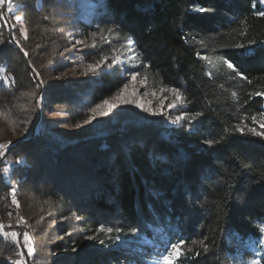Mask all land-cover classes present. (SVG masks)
<instances>
[{"label":"trees","instance_id":"1","mask_svg":"<svg viewBox=\"0 0 264 264\" xmlns=\"http://www.w3.org/2000/svg\"><path fill=\"white\" fill-rule=\"evenodd\" d=\"M60 1L24 0L30 12L25 25L32 31L19 41L28 57L11 42L17 28L0 20V144L8 145L0 158V205L30 189L67 220L55 227L46 264H156L169 235L173 242L186 241L174 264L253 261L246 242L258 245L264 224V138L250 131L264 133L252 123L256 115L260 125L264 96L249 97L264 93L259 0H94L95 13L89 21L77 20L72 35ZM107 38L116 47L134 39L135 59L113 62ZM77 39L83 44L73 51ZM102 56L109 61L98 68ZM137 68L144 90L169 95L166 89L176 87L180 108L202 115L182 126L128 121L109 127L101 139L64 133L67 141L48 137L47 143L45 133L41 139L30 131V111L22 106L30 103V88L39 92V79L47 102L65 108V121L76 127L90 118L91 108L113 99ZM33 112L34 126V103ZM220 136L225 140L211 148L204 142ZM4 212L0 207L2 219ZM102 223L120 226L126 243L118 248L97 233ZM204 237L207 256L199 244Z\"/></svg>","mask_w":264,"mask_h":264},{"label":"rangeland","instance_id":"2","mask_svg":"<svg viewBox=\"0 0 264 264\" xmlns=\"http://www.w3.org/2000/svg\"><path fill=\"white\" fill-rule=\"evenodd\" d=\"M21 1L22 3L15 5L12 3V0H6L4 5H0V14L6 17L5 21L9 26H12L13 29L17 28V31L12 35L19 37L18 40H25V37L20 34L19 29L24 28L27 36L32 30L28 29L25 25V21L27 19L30 21V12H28L29 9L26 10L24 8V0ZM60 2H62L63 5L60 11L65 14V17L63 16L62 21H69L72 24L71 26H67V31L70 32L71 35L75 31L74 24L76 21H89L92 14L95 13V8L98 4L94 0H63ZM9 4L12 8L11 13L8 11ZM258 4L262 9H264V4H261L259 1ZM17 15L22 18L19 22L15 19ZM4 30V27L0 25V40H4ZM71 49L75 51L78 49V47L74 49L72 46ZM62 53L58 52V57ZM68 73L69 72H65L64 75L66 76ZM38 81L40 87L39 92L36 93L35 90L33 91L31 88L28 90V92H26L27 94L32 93L33 95H28L30 103L22 106V110L24 109L26 111H30V131L33 130L36 137L41 139L42 133H45L46 139L44 140L47 143L50 141L48 137H54L55 139L53 140L55 141H67L66 139H63L64 133L69 135L70 133L77 134L79 132L83 138L101 139L106 136V133L109 131V127L114 125H119L120 127L121 123L124 124L128 121H133L134 123L135 121L138 123H146L148 121L154 122L158 120L163 124L164 127H166L171 124V119H174L171 118V115L177 109H168L167 104L176 103L179 105L178 100L173 94L165 95L161 93L148 92L144 90L139 83H137L134 86L130 85L128 92L131 93L133 91V87L138 89L134 98L137 100V102L143 104L144 107L151 108L153 111H156V115H152L137 109L134 105L121 104L117 99L115 101L117 105L116 108L109 112L108 115L103 117L97 115L95 118H89L88 120H90V122L88 124L83 122L78 124L76 127H72L65 121L66 109L60 106L57 107L53 103H48L47 98H45L44 89L40 79ZM109 102H113V99L109 100ZM33 103L36 104L37 110V121L34 126L32 125V121L34 119ZM169 113H171V115H169ZM90 115V117L93 116L91 111ZM61 121L64 123H61ZM256 125L259 127V129H262L259 124L256 123ZM8 166H13V163H10V165L8 164ZM4 173L5 172L3 171V175H5ZM4 177L8 179L6 176ZM29 191L30 189L27 190L22 188L19 190V193L17 194L18 196L15 197V195L10 194L11 198L9 199V202H3L2 204L4 205H0L3 211L5 210L4 213H6L4 214L6 219H2L0 217V223L5 225L3 232H0V236L2 237V243L0 244V257H3L4 255L5 261H3L5 264H12L13 260L19 259V257H17L15 254L17 251L16 240L19 239L22 243L24 232H27L30 235L35 246L33 258L28 259L25 254L27 264H46V262H43V259L48 257L49 247L47 245L55 241L57 239L56 236L58 235L57 231L55 232V227L59 224L66 225L67 223L66 219L59 217L54 212L52 206L48 202L40 198H35V196H32ZM4 193L7 194L5 191ZM6 194H4V196H6ZM13 199L17 200L20 205L19 208H17L16 205L12 203ZM9 212L12 213L11 216L9 215ZM21 218H23V222H21ZM12 231H15L19 234L17 238L4 235V232ZM262 239H264V233H261L260 240ZM256 247L261 251H264V246H262L259 242ZM156 259V264H163L162 257L158 256ZM248 264H252V261Z\"/></svg>","mask_w":264,"mask_h":264},{"label":"snow or ice","instance_id":"3","mask_svg":"<svg viewBox=\"0 0 264 264\" xmlns=\"http://www.w3.org/2000/svg\"><path fill=\"white\" fill-rule=\"evenodd\" d=\"M259 2L261 4H264V0H259ZM5 3H6V0H0V5H4ZM8 11H9V13H11V11H12L10 4H9ZM199 11L205 12V11H207V9L200 8ZM257 14L261 17H264V11H260ZM5 19H6V17H4L2 14H0V20H5ZM15 19H16V21L19 22V21H21L22 18L19 15H17L15 17ZM121 27H122V25H121ZM9 31H11V29H9ZM19 31H20V34L22 36H24L25 39H27V34L25 32V29L21 28V29H19ZM103 31H104V29L101 28L100 32L103 33ZM107 31L109 33H111L113 31V29L111 27H109L107 29ZM93 35L95 36L96 33L94 32ZM11 42L15 43L16 47H18L20 49V51L23 52L25 57H28L29 53L24 50V48L20 44V41L17 40L15 35H12ZM107 42L109 44V47L111 48V51L115 54L111 58V60L113 62L123 64L126 57H132L133 60L135 59L136 46H135V40L134 39H128L127 45L120 44L119 47L114 46V43L111 40V38H107ZM3 43H4V41L0 40V44H3ZM254 43H255V41L250 42V44H254ZM78 44H83V41L77 39L75 41V44H73V47H75ZM95 46L96 45H93V47H95ZM236 47L242 48V47H244V45L237 44ZM0 54H2V49H0ZM108 61H109L108 57L102 56L100 63L97 64V67L98 68L101 67L102 65L108 63ZM143 66L148 67L147 65H143ZM227 66H228V68L233 69V70H235V68H236V65L231 61L228 62ZM89 69L92 70L91 65H89ZM32 71L34 73V78H38L39 73H36V70L34 67H33ZM85 75H87V73ZM236 75L240 76V78L242 80L247 79V77H245L239 71L236 72ZM137 83H139L141 87H143L145 85V81L139 79V68H137L136 70H131L128 72V80L116 92L115 96L113 97V102L110 103L109 100L105 99L102 104H97L95 107L90 109V111L93 114V116L90 117V119L95 118L97 115H99L101 117L108 115L109 112H111L114 108H116L117 105H116L115 101L117 99L120 101L121 104L134 105L135 108H137V109H140V110H142L146 113H150L152 115H156L157 114L156 111H153V109H151V108L144 107L143 104L137 102V100L134 98L138 89L133 87V91L131 93L128 92L130 85L134 86ZM249 83H251V81H249ZM166 90L173 93V95L177 99L181 98V92L176 87H169ZM28 95H33V94L28 93ZM253 96H264V93L255 92V93L249 94L250 98ZM167 108L168 109H173V108L178 109L179 114H177L174 119H171V123L173 125L181 124V126H182V122L185 120H187L189 124H193V122L196 120V118L200 117L202 115V113L200 111H196L194 113H188L186 111H183L180 108V106L176 103H168ZM169 115H171V113H169ZM189 115H191L190 120L188 119ZM259 117H260V126L264 127V111H261L259 113ZM89 122H90V120H85L84 123L88 124ZM257 122L258 121H257L256 115H253L252 116V123L256 124ZM61 123H64V122L61 121ZM236 131L241 132L243 134V129L240 128L239 126L236 127ZM250 131H252L254 135H258V136H261L262 138H264V133L255 132L254 129H250ZM224 140H225V137L220 136L219 139H207L204 142L211 148L212 146H214L216 144L222 143ZM9 143H11V142H9ZM7 148H8V145L0 144V157L4 156L5 150ZM4 172L5 173L9 172V169L5 168ZM13 192H15V190H13ZM12 203L15 204L17 208L20 207V205L16 199H13ZM9 215L11 216L12 213L9 212ZM21 222H23V218H21ZM8 227H10V226H8ZM4 228H5V225L0 223V232H3ZM259 230L261 233H264V224L261 225ZM96 232L107 234L109 242L111 244L116 245L118 248L121 247L124 243H126V241L123 240L124 230L120 226H113L111 224L106 225V224L102 223L99 225V227H97ZM113 233H115V236H113ZM4 235L5 236H11L13 238H17L19 234L15 231H12V232H4ZM94 238H95L94 236L88 237V239H94ZM193 242L195 243V241H193ZM100 243L105 244V240H100ZM185 243H186V241L183 237H178L175 239V242H173L172 235H169L163 244L162 251H159L157 253V255L162 257L163 264H174V261H179L181 259L182 249H183ZM259 243L262 246H264V239L260 240ZM199 244L203 248L204 255L207 256L209 254V251H210L209 245L207 244V237L202 238L199 241ZM256 244H257L256 240H248L246 242V247L248 249H250L251 251H253L256 255V258L252 261V264H261L262 259H264V251H261L260 249H258L256 247ZM16 248H17V251L15 254L17 257H19V259L13 260L12 264H27L25 254H26V257L28 259L33 258L34 252H35V246H34V242L32 241V238L30 237V235L27 232L23 233L22 243L19 239L16 240ZM73 250L75 251V249H73ZM189 251H192V249H189ZM200 255H201L200 252L195 253V256H200ZM135 264H141V261L137 260L135 262Z\"/></svg>","mask_w":264,"mask_h":264}]
</instances>
